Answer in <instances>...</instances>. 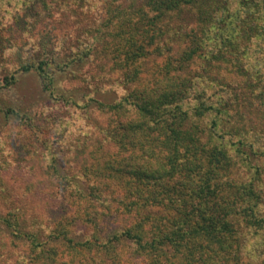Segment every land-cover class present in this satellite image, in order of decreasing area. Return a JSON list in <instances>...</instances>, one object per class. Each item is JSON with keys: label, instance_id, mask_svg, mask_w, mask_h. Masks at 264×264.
I'll return each mask as SVG.
<instances>
[{"label": "trees", "instance_id": "trees-1", "mask_svg": "<svg viewBox=\"0 0 264 264\" xmlns=\"http://www.w3.org/2000/svg\"><path fill=\"white\" fill-rule=\"evenodd\" d=\"M24 1V14L37 13L40 6L51 11L62 3ZM198 2L142 0L114 59L125 68L128 85L140 69L127 70L131 62L162 59L157 79L142 86L150 88L130 90L111 103L89 99L115 119L101 129L102 139L90 134L76 149L102 151L107 155L103 167L83 164L72 176L56 169L55 180L39 187L47 197L40 202L48 217L44 224L21 225L10 212L0 216V234L9 229L27 243L15 264H264V168L252 164L264 150L241 140L237 146L249 150L238 147L234 153L193 123L186 108L192 87L177 76L176 51L161 43L186 41L181 28L168 30L169 15ZM14 19L19 23L20 13ZM8 40L0 38V49ZM48 64L41 60L21 68L47 75ZM4 80L11 84L13 77ZM210 108L200 101L193 109L201 115ZM248 162L246 175L238 167L245 170ZM75 176L100 180L79 184ZM122 176L130 180L121 184Z\"/></svg>", "mask_w": 264, "mask_h": 264}, {"label": "rangeland", "instance_id": "rangeland-1", "mask_svg": "<svg viewBox=\"0 0 264 264\" xmlns=\"http://www.w3.org/2000/svg\"><path fill=\"white\" fill-rule=\"evenodd\" d=\"M60 1L51 11L40 6L37 13L24 14V0H0V38L10 41L0 49V216L16 214L24 226L48 219L40 205L47 197L39 187L55 180L56 169L72 176L83 164L103 167L107 155L102 151L76 149L90 134L102 139L101 129L115 119L89 99L111 103L130 90L150 88L142 86L155 83L162 61L150 56L131 62L127 70L137 65L140 69L128 85L125 68L114 59L120 38L132 31L142 0ZM169 21L168 30L181 28L186 34V41L161 43L176 51L177 76L192 87L186 108L193 123L234 153L245 146H237L241 140L263 151L264 0H201L169 15ZM191 49L194 55H180ZM41 60L49 63L44 66L47 75L21 68ZM162 75L159 80L165 83ZM10 76L12 83L5 84ZM200 101L211 108L195 115L193 108ZM253 159L252 164L264 168V155ZM250 165L245 170L239 165V171L248 175ZM75 177L79 184L100 180ZM126 179L122 176L121 184ZM26 246L5 229L0 234V264H15Z\"/></svg>", "mask_w": 264, "mask_h": 264}]
</instances>
